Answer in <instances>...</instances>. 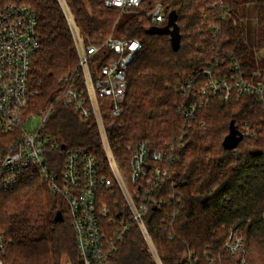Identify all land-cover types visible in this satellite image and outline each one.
Masks as SVG:
<instances>
[{
	"label": "trees",
	"instance_id": "obj_1",
	"mask_svg": "<svg viewBox=\"0 0 264 264\" xmlns=\"http://www.w3.org/2000/svg\"><path fill=\"white\" fill-rule=\"evenodd\" d=\"M85 37L100 44L106 38L138 39L143 44L129 69L125 111L111 120L110 139L115 156L130 175L131 160L143 142L150 152L171 147L176 157L173 173L156 193L166 205L146 215L149 230L163 264H264V104L252 94L230 102L213 98L187 123L179 108L201 100L209 79L241 70L251 81L261 80L251 65L250 49L241 26L239 0H143L127 19L104 0H67ZM19 3L37 15L40 50L32 61L34 102L48 103L60 78L78 61L74 39L59 0H0ZM161 5L167 16L178 14L181 44L174 50L168 34H151L149 10ZM257 23L264 48V0H258ZM197 83L186 90V82ZM246 133L234 150L223 141L231 122ZM46 130L70 148H88L105 166L99 136L90 122L73 110L58 108ZM185 144L184 147L181 145ZM131 147V149H130ZM40 176L0 195V236L7 246V264H80L76 238L65 202L52 194ZM182 198H179V197ZM119 195L117 196V198ZM112 203V199L109 198ZM115 199V198H114ZM120 198H118L119 200ZM181 206L183 211L178 214ZM62 212V219H57ZM176 217L173 219V215ZM245 238V253L232 257L223 250L232 232ZM112 264H157L136 225L119 245Z\"/></svg>",
	"mask_w": 264,
	"mask_h": 264
},
{
	"label": "built area",
	"instance_id": "obj_2",
	"mask_svg": "<svg viewBox=\"0 0 264 264\" xmlns=\"http://www.w3.org/2000/svg\"><path fill=\"white\" fill-rule=\"evenodd\" d=\"M104 1L107 7L124 13L139 11L143 4V0ZM59 2L78 61L60 78L59 89L51 100L38 110L32 109L38 91L33 90L30 78L33 58L41 47L37 15L24 4L0 5V195L36 174L69 210L80 264H112L132 224L139 229L157 264H163L146 215L151 207L160 211L166 205V200L158 199L156 193L173 173L176 157L170 151L175 147L150 152V144L143 142L131 160L127 176L115 156L109 132L111 120L125 111L129 69L143 44L138 39L115 36L95 44L83 36L68 1ZM149 15L155 26L168 20L161 5ZM236 68L225 77H213L211 69L200 73L209 79L200 89L201 100L179 108L187 123L194 121L198 109L207 107L213 98L230 102L252 94L264 104V76L251 81ZM196 83L197 77L186 82V90ZM63 107L95 127L107 166L93 150L70 148L46 130L57 109ZM184 146L182 143L181 147ZM108 197L113 199L112 203ZM183 209L181 206L178 214ZM175 217L176 213L172 218ZM7 246L0 236V264H7ZM223 250L232 257L244 254V235L232 231ZM210 263L218 264V259L211 257ZM63 264L73 263L66 260ZM242 264H247L244 257Z\"/></svg>",
	"mask_w": 264,
	"mask_h": 264
},
{
	"label": "rangeland",
	"instance_id": "obj_3",
	"mask_svg": "<svg viewBox=\"0 0 264 264\" xmlns=\"http://www.w3.org/2000/svg\"><path fill=\"white\" fill-rule=\"evenodd\" d=\"M239 3H240V11L239 12H240L241 16L243 17L240 22H241V26L244 30L245 41H246V43L250 49L251 65L254 67L255 74H257V75L263 74L264 75V48H259L257 46L259 40H261V38H262L261 31H260V29L258 27V23H257L258 0H239ZM150 11L151 10H149V12ZM130 15H132L131 12H126L124 15V19H127ZM167 24H168V20L165 23H163L162 26H158V27H164ZM81 31H82L83 36H84L85 35L84 29L81 28ZM45 104H47V102ZM44 105H41L38 102H34L32 105V109L38 110L39 108H41ZM245 132L249 133L247 135L253 134L250 130H247ZM62 142L68 145L67 142H65V141H62ZM108 201H109V199H108ZM66 260H68V259H64V261H66Z\"/></svg>",
	"mask_w": 264,
	"mask_h": 264
},
{
	"label": "water",
	"instance_id": "obj_4",
	"mask_svg": "<svg viewBox=\"0 0 264 264\" xmlns=\"http://www.w3.org/2000/svg\"><path fill=\"white\" fill-rule=\"evenodd\" d=\"M178 14L176 11H171L168 16V24L164 27L153 26L150 29L151 34H168L171 38V44L174 50H178L181 44V31L178 25ZM244 139L243 133L236 127L232 121L229 128V133L223 141V146L227 150H234ZM62 212H58L57 219H62Z\"/></svg>",
	"mask_w": 264,
	"mask_h": 264
}]
</instances>
